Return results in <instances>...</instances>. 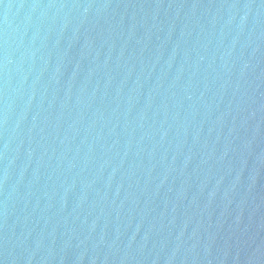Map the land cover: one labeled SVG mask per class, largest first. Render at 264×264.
<instances>
[{"label": "water", "instance_id": "95a60500", "mask_svg": "<svg viewBox=\"0 0 264 264\" xmlns=\"http://www.w3.org/2000/svg\"><path fill=\"white\" fill-rule=\"evenodd\" d=\"M0 264H264V0H0Z\"/></svg>", "mask_w": 264, "mask_h": 264}]
</instances>
